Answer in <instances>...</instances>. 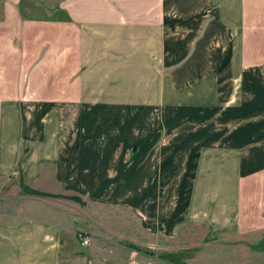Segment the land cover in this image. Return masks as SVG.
<instances>
[{
  "label": "crops",
  "instance_id": "0c3cea01",
  "mask_svg": "<svg viewBox=\"0 0 264 264\" xmlns=\"http://www.w3.org/2000/svg\"><path fill=\"white\" fill-rule=\"evenodd\" d=\"M183 263L264 264V0H0V264Z\"/></svg>",
  "mask_w": 264,
  "mask_h": 264
},
{
  "label": "rangeland",
  "instance_id": "374dc122",
  "mask_svg": "<svg viewBox=\"0 0 264 264\" xmlns=\"http://www.w3.org/2000/svg\"><path fill=\"white\" fill-rule=\"evenodd\" d=\"M28 6L34 8V10H32L30 12L33 15V17H44V15L46 14L44 11H41V9L38 7V5H35L34 3H33V5L32 4H29V1H28ZM253 67H257V66H253ZM179 127L180 126H178L177 128H179ZM79 233H81V232H79ZM79 233H76L75 234L76 240H77V235ZM88 240H89V244L90 245L92 243H94V244L95 243H98L97 244L98 245V248L99 249H102L101 252H103V253H106L110 249H114V247L109 242H106V240H102V238H99V237H96V236H90V237H88ZM224 243L225 242H221L222 245H225V251H224V249H222V252L221 253H218L217 251L211 252V256H213V257L215 256V257L214 258H212V257L209 258L208 260L210 262H216L217 260H219V259H217V256L218 255L220 256V259L221 258H225L226 261H234L235 259H239L240 258L241 253L243 254L244 251H241V249H240L241 248V244H242L240 241L232 240V241H227L225 244ZM120 244L123 246V249L126 252L127 251L134 252V253H136V252H142V253H144V254H146L148 256H151V254H152L151 252H154L153 248L156 247L153 244H148L145 249H139V247L136 244H134L132 241H130V240L129 241H123ZM128 244L134 246L135 249H130L128 247ZM215 244H217V243H215ZM235 247L238 249L236 252L234 251ZM136 248H138L139 251H136ZM247 248H248V246H247ZM119 255H120V253H118L115 250V252H112V254L110 256H112V257H118ZM122 255H124V254L122 253ZM189 258L190 257H188L187 259H189ZM179 259H181L183 262L185 260L184 257H181V258L179 257ZM183 264H185V263H183Z\"/></svg>",
  "mask_w": 264,
  "mask_h": 264
},
{
  "label": "built area",
  "instance_id": "2783aa9c",
  "mask_svg": "<svg viewBox=\"0 0 264 264\" xmlns=\"http://www.w3.org/2000/svg\"><path fill=\"white\" fill-rule=\"evenodd\" d=\"M77 240H78L79 246L81 248H85V247H87L89 245L88 238H86V237H84V236H82L80 234L77 235Z\"/></svg>",
  "mask_w": 264,
  "mask_h": 264
},
{
  "label": "trees",
  "instance_id": "16d2710c",
  "mask_svg": "<svg viewBox=\"0 0 264 264\" xmlns=\"http://www.w3.org/2000/svg\"><path fill=\"white\" fill-rule=\"evenodd\" d=\"M80 235H82V236H84V237H86L87 235L86 234H84V233H79ZM128 247L130 248V249H135V247L134 246H132V245H129L128 244ZM136 251H139L138 250V248H136Z\"/></svg>",
  "mask_w": 264,
  "mask_h": 264
}]
</instances>
